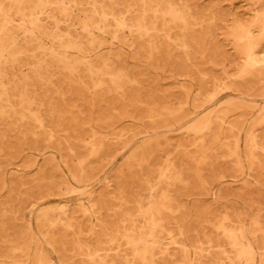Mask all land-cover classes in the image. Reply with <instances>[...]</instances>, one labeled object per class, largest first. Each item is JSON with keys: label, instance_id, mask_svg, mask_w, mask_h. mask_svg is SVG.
<instances>
[{"label": "rangeland", "instance_id": "obj_1", "mask_svg": "<svg viewBox=\"0 0 264 264\" xmlns=\"http://www.w3.org/2000/svg\"><path fill=\"white\" fill-rule=\"evenodd\" d=\"M0 264H264V0H0Z\"/></svg>", "mask_w": 264, "mask_h": 264}, {"label": "bare ground", "instance_id": "obj_2", "mask_svg": "<svg viewBox=\"0 0 264 264\" xmlns=\"http://www.w3.org/2000/svg\"><path fill=\"white\" fill-rule=\"evenodd\" d=\"M36 5V4H35Z\"/></svg>", "mask_w": 264, "mask_h": 264}]
</instances>
